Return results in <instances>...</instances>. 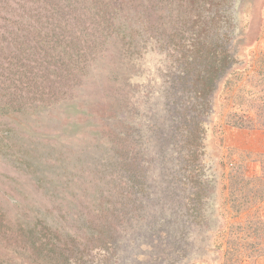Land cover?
I'll return each instance as SVG.
<instances>
[{"label":"trees","instance_id":"16d2710c","mask_svg":"<svg viewBox=\"0 0 264 264\" xmlns=\"http://www.w3.org/2000/svg\"><path fill=\"white\" fill-rule=\"evenodd\" d=\"M11 1L10 4L14 5L18 12L14 13L5 3L0 7V10L11 18L18 13L21 19L10 21L8 29L4 26V30L12 35L7 44L10 55L9 73L12 78L9 84L13 101L16 97L20 99V104L23 97L25 102L18 108L14 104H11L10 108H5L8 106L6 104H0V110L3 108L2 112L6 117L10 116L11 120H15L23 129L25 124L29 126L23 130L25 134L20 130L18 133H10L9 129L6 134L9 132L7 137L12 143V151L16 150L13 144L17 142L23 150L21 153L19 149L15 153L11 152V156L26 167L21 168L18 173H24L23 169L28 170L24 173L27 179L24 185L21 182V187L27 186L35 192H40L38 197H35L33 191L24 190L27 192L23 196L25 201H29L28 193L33 194L31 204L28 203L30 208L34 207V211H30L34 214L32 216L12 217L14 214L9 216L7 209H0V243L5 240L42 264H56V260L61 257L67 264L68 256L81 259L84 251L79 246L85 243L101 242L110 245L113 241L111 233L117 230V223L131 227L133 231L134 222L131 218L134 216V207L130 208L128 217L122 221L114 218L119 208L116 205V192L124 190L121 178L116 180L115 176L120 175L123 168V173L126 174V180L123 182L125 181V186L129 187L131 192L128 194V200L134 203L135 189L142 207L141 219L149 222L154 221L148 220L153 217L165 221L170 217L176 221L172 229H166L171 231L170 237H167L164 231L155 235L162 245L160 248L163 252L162 256L157 255V263L172 264L187 245L191 250L194 248L189 246L192 243L190 239L185 240L187 245L182 247L184 242L176 238V229L188 224L187 228L181 231L189 232L195 226L201 225L202 217L207 215L206 206L209 207L213 203L211 199L214 176L206 171L205 162L202 161L204 128L192 124V129L189 130L186 122L181 123L178 128L181 118L186 120L192 116L191 94L184 93L186 101L183 108L180 109V104L176 103L177 98L169 106V102L164 98L162 102L161 97H165V94L174 97L175 86L172 82L168 83L170 79L158 84L163 86L162 91L147 87V91L139 92L142 83L138 84L136 78L132 80L131 70L122 64L129 50L131 54L139 56L147 43L146 40L151 37L146 33L151 17L160 19L161 12L162 15L167 13L163 21L168 20L174 26L166 42L176 44V47L180 44L183 50L187 48L184 44L186 38L192 40L191 45L196 44L192 49L193 53L189 50L187 54L176 47L170 50L167 48V52L171 56L169 58L173 57L172 50L181 53L180 58L190 55L197 66H204L192 74L184 71L178 79L184 84L186 82L194 86L190 91L193 95L196 94V98L201 100L200 103L207 102L202 111L206 117L210 111L209 97H213L223 75H229V65L236 62L235 58L238 57L235 51L232 55L229 53L231 45L219 44L220 40L214 37L216 31L212 27L218 24L214 13L211 10V15L204 12L209 11V3L220 10L223 1L171 0L168 6L164 5L161 10L155 6L150 12L143 7L136 10L125 7L117 0H25L24 6ZM150 7L152 9V6ZM155 8L160 11L156 12ZM174 10L176 15L172 12ZM232 10H229L230 19H233ZM247 13L248 11L245 16ZM172 16L174 18L170 19ZM0 17L9 21L2 13ZM200 20L203 23L202 28L199 27ZM18 24L20 28H17ZM261 41L255 40L258 53L256 58L249 61L255 63L257 71L244 73L243 80L240 79L242 84L236 88V104L231 105L235 112H228L223 122L228 127H256L264 130V42ZM163 45L166 44L161 43L158 47L162 49ZM233 73L231 70V74ZM225 82L226 80L222 83L227 87ZM232 82L233 80H230V85ZM168 84L169 90L166 93ZM225 89L229 94V88ZM17 90L23 91V94ZM141 93L145 97L140 100L138 97ZM153 95L160 99L159 106L147 107L152 109L147 114L144 103ZM254 95L257 102L248 99ZM78 98L83 101L80 107L74 101ZM228 99H231L230 94ZM101 102L104 108L99 112L90 107L93 103ZM212 108L211 105V110ZM59 109H62L67 117H72L71 113L75 110L80 122L72 121L70 132H65L61 138L58 135L50 137L41 130L39 134L44 136V141L36 142L32 137L36 132L32 129H42L41 125L45 126L42 121L50 114L59 113ZM14 110L17 115L19 112L23 117L18 119L21 114L17 118L12 117ZM140 110L147 115H139L140 112L137 111ZM172 110L174 112H171ZM250 111H254L256 117H248ZM137 114L138 118L133 119ZM149 116L157 122L150 123ZM231 116H234V119L230 118ZM30 119L34 122L31 123ZM200 119V123H207L201 113ZM81 125L86 132L84 136L78 133ZM148 127L150 138L144 137L142 133L139 138L134 136L138 129ZM155 139L159 144L162 142L159 149L152 145ZM145 146L156 148L154 165L149 153L143 151ZM6 151L10 152L9 148ZM151 173L156 189L151 191L152 195L161 202L168 200L164 211H149L150 198L146 197H149L147 180L150 179ZM39 175L43 177L38 178ZM229 176L230 174L225 178L229 180ZM32 183L36 184L35 189ZM151 186L153 188V185ZM240 188L235 189L236 191L233 187L228 188L231 202L239 200L243 195L239 192ZM176 190L186 194L187 199H178L174 195ZM93 199L99 202L92 204ZM184 210L190 211L191 226L188 219L184 220ZM91 212L100 217L97 222L88 218ZM235 225L229 224L233 232L236 230L237 240L241 241L243 228L236 223ZM197 228L199 227L194 228V234ZM155 245L151 243L147 247L155 250L158 247ZM254 250L257 251L258 248ZM76 253L78 256H75ZM6 256L7 254L0 252V264H13ZM142 257H145L143 264L153 260L151 254Z\"/></svg>","mask_w":264,"mask_h":264},{"label":"rangeland","instance_id":"374dc122","mask_svg":"<svg viewBox=\"0 0 264 264\" xmlns=\"http://www.w3.org/2000/svg\"><path fill=\"white\" fill-rule=\"evenodd\" d=\"M5 1L6 0H0V7L5 3L14 13L18 12L16 7L10 4L9 1L11 0ZM12 1L23 6L26 5L25 0ZM117 1H121L125 7H132L134 10L138 7H143L147 8V12H150L154 10L155 6L160 7V10L164 5L168 6L171 0ZM222 1L223 3L220 10L219 7H213L209 3V11L204 12L207 15L210 13V10L214 13L216 22L218 23L215 27H212V29H215L216 31L214 37L220 40L219 44H227V46L231 45L229 53L232 55L235 51L238 57L235 58L236 62L230 63L231 65H229L228 68L229 75H223L213 97H209L208 102H211L210 111L206 117L205 113L202 111L207 102L203 104L200 103L201 100L196 98V94L193 95V92L191 93L190 91L194 86L191 83L185 82L184 84L181 79H178L181 78L180 73L183 74L185 73L184 71H189V74H192L193 72L203 69L204 66H197L195 63L196 61L193 59L191 60L190 55H185L186 57L180 58L179 56L181 53L175 50H172L174 53L173 57L169 58L171 56L169 55V52H167V48L170 50L176 47V44L166 42L169 38V33H171L172 26H174L168 20L163 21L167 13L162 15L163 12H161L160 19L157 17L155 18V16L153 18L151 17L146 31L147 35H150L151 37L146 40L147 43L143 46L144 48L140 51L139 56L131 54L132 52L129 50V54L127 53L129 57L127 56L122 64L123 67L131 70L130 75L132 76V80L136 78L138 84L142 83L143 86L140 87L139 92L147 91V87H152L155 91H162L163 86L160 87L158 84H161V82L164 83L166 79H170L168 83L172 82L175 86V90L173 91L175 92L173 95L174 97L171 98L168 94H165V97L164 95L161 97L162 102L163 98L169 102V106L177 98L176 103L178 102V104H180V109L183 108L184 102L186 101L184 93L188 92L191 94L193 96L190 99L192 116L187 117L186 120L181 118L179 120L178 128L181 127L180 125L183 122H186L189 125V130L192 129V124L194 126L200 125L204 128L202 132V161L205 162L204 165L206 166V171L211 172L210 174L214 176V191L211 199L213 203L209 207L206 206L205 211H207V215L205 216L203 214L204 217H202V224L194 227H199L195 234L193 233L194 228L189 232L181 231V229L187 228L188 224H185L181 229H176V238L178 240L182 239L180 242L190 239L192 243L189 246L194 248L192 250L189 249L188 245L184 242L182 247L187 245V248H184L181 251L180 257L176 256L175 261H173L172 264H264V130L256 127L250 129H238L223 124L226 120L227 113L235 112L231 105L236 104V88L242 84L240 79L243 80L244 73L251 74V72L257 71L255 63L253 64L249 61L256 58L258 53V47H256L257 43L255 40L259 39L262 40L261 42H264V0ZM150 6H152V9ZM230 9H233V19H230L229 17ZM155 10L156 12L160 11L156 8ZM246 11H248V13L245 16ZM172 12L176 15L175 10ZM0 13L9 19V21H5L0 17V104L8 105L5 108H10V105L14 104L15 107L18 108L22 102H25V99H23L20 93L17 92L18 95L22 97V100L20 104V99H16V97L15 101H13V93H11L9 84L10 79L12 81L9 73L10 55L7 49L8 39H10L12 35H10L9 31L4 30V26H7L8 29L10 21H20L21 19L18 13L17 16L14 14L12 17L13 19L1 10ZM171 18H174V16L170 17V19ZM245 20L247 22H245ZM199 27H203L201 20L199 21ZM17 28H20V25L17 26ZM175 40L177 41V38H175ZM182 41L183 40H179V42ZM184 42L185 47L187 46V48L184 47L185 49L183 50L179 44V47H176V49L183 50L184 52H187V54L189 53V50L193 53L192 49H194L196 44L191 45L192 40H187V38L184 39ZM161 43L166 44L163 45L162 49L158 47ZM231 70L234 72L233 74H231ZM250 74L248 75L249 77ZM248 76L246 77L247 80ZM224 80H226L225 83L228 84L227 87L229 88L231 99H228L229 94L226 93L225 89L227 87L222 83ZM230 80H233L231 85ZM168 87L169 84L166 91L169 90ZM182 90L184 91L182 92ZM230 90L232 92H230ZM17 91L23 94V91ZM166 93H168V91ZM167 95L168 98H166ZM144 97L145 95L141 93L138 99L141 100ZM146 99L148 100L149 97ZM248 99L257 102L256 95L249 96ZM74 101L79 107L83 105V101L79 98ZM159 101L160 99H158V96L153 95L147 103H144L145 108L149 106L152 108L158 107ZM211 105L213 106L212 110ZM90 107L98 112L104 108L102 102L97 104L93 103ZM2 110L3 108L0 110V146L2 147L0 149V209L4 207V209H7L10 213L9 216L14 214L12 217L32 216L34 214L30 211H34V207L30 208L29 205L31 204V198H33L31 196L34 194L35 197H38L40 191L35 192V190H32L27 186L21 187V182L23 185L25 184L24 181L27 179V176L24 173L28 172V170L26 171L23 169V171H25L24 173H18V171L25 166L23 163L17 162L14 159L15 157L11 156V152L15 153V151L19 149L21 153L23 150H21L20 145H18L19 142H17L13 144V147H15L16 150L12 151L10 149L12 143L7 137L9 132L18 133V130L25 134L23 130L27 129L29 126L28 124H25L23 129L15 120H11L10 116L6 117ZM151 110L152 109L147 108V114L151 112ZM11 111L13 110L11 109ZM142 111L143 110L137 112H140L139 115H147ZM189 111L190 110L188 109V112ZM50 112H52V110ZM171 112H174V110ZM179 113L182 114L181 112ZM200 113L203 120L207 119L205 125L203 122H199L201 120ZM250 113L251 114H248V117H256L254 111H250ZM20 114L21 113L18 112V115ZM18 115L17 111L14 110V112H12V117L17 118ZM50 115L46 117L45 121H42L45 125H41L42 129L37 130L38 132L32 129L33 132H36L32 136L36 142L44 141V136L39 134L41 130L48 133L50 137L58 135L61 138L65 132H70V124L72 121L80 122L75 110L71 113L72 117L65 116L66 113H64L62 109H59V113H53ZM139 115L137 114L133 119L138 118ZM22 117L23 115L21 114L18 119ZM230 118L234 119V116H231ZM33 122L34 120H31V123ZM149 122L156 123L157 120L150 117ZM15 128L17 129L16 131L14 130ZM8 129L9 132L6 134V130ZM78 133L82 136L86 134L82 125L78 129ZM141 133L144 134V137L146 138H150L151 136L149 134V127L148 129H138L137 134L134 136L139 138ZM161 144L155 139L154 144L152 145L155 147L157 146L159 149ZM8 148L10 152L6 151ZM142 150L143 148L140 149V151ZM155 150L156 148L154 147L148 148L146 146L143 150L146 151V154L149 153L152 165H154L153 158L156 157L154 156ZM152 171L155 173L153 167ZM144 172H146L145 166ZM229 174V180H227L225 176L227 177ZM125 176L126 174L123 173V168L121 174L115 176L116 180H118L119 177L121 178L120 180L122 184L124 183V190L121 191L122 189H120L116 192V205L119 206V208L114 218H118L122 221L124 218L128 217V212H131L130 208L134 207V216L131 218L132 222H134V230L132 231L131 227L128 228L117 223V230L111 233L113 234V241L110 242V245H105L101 242L85 243L82 246H79V248L84 251L81 255V259L77 260L75 257L68 256V259L66 260L67 264H143L145 257L142 256H149L150 254L153 255V260L146 264H161V262L157 263L156 260L157 255H163L160 248L162 245L158 242L155 235L164 231L167 234V237H170L171 231L166 229H172L176 221L172 220L170 217L165 221L153 217L148 220L152 219L154 221L148 222L145 219L142 220L140 217V209L142 207L139 204L140 200L136 197L135 189L134 203H130L128 200V194H131V192L129 191L130 188L125 186V181L123 182L124 179L126 180ZM152 176L153 174L151 173L150 179L147 180V193L149 197H146V199L150 198V205L148 206L150 213L151 211L158 209L164 211L168 206L167 199L164 202H161V200L156 199L155 195H152L151 191L156 190L152 183L154 182ZM41 177L43 176H38V178ZM242 177L243 180L241 181ZM175 178L174 180H176ZM34 179H36V176ZM122 184L120 186H122ZM31 185L35 189L36 184L32 183ZM151 185H153V188ZM231 187H233L234 190H238L241 187L239 192L240 194H243L242 196L238 194L240 199L235 202H231L229 199L230 195L228 188L230 189ZM25 189L33 191V194L28 193L29 201L24 200L23 196L27 194V192L24 191ZM138 192L140 193L139 189ZM174 195L181 200L187 199L185 196L186 194H182L179 190H176ZM146 199V204H148L149 202ZM97 202H99L97 199L92 200V204ZM183 203L185 204L186 202ZM184 213L186 215H184V220L186 221L188 219L191 226L190 211L184 210ZM89 217L97 222L99 216L91 212L88 218ZM235 223L241 225L243 228V240L241 241L237 240L235 236L236 230L234 229L233 232L229 226V224L235 225ZM199 235L201 236L199 237ZM140 240H142L141 243ZM151 243H153V245L156 243L155 246L158 245L157 249H148L147 246ZM145 247H147V250ZM254 248H258V250L256 251ZM0 252L2 254H7L6 259L12 261L13 264H25L24 262L42 264L41 262L35 261L33 257L27 256L26 253L22 252L20 249L14 248V246L10 245L5 240L0 243ZM69 253L67 255H69ZM75 256H78V254L76 253ZM62 258L63 257L57 259L56 264H66ZM177 258L179 259L177 260ZM163 263L167 264L166 262Z\"/></svg>","mask_w":264,"mask_h":264}]
</instances>
